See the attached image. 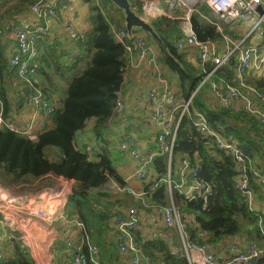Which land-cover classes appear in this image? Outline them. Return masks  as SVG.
<instances>
[{"label": "built area", "instance_id": "1", "mask_svg": "<svg viewBox=\"0 0 264 264\" xmlns=\"http://www.w3.org/2000/svg\"><path fill=\"white\" fill-rule=\"evenodd\" d=\"M56 1H60L66 14L76 3L87 0H39L31 6L29 13L44 21L57 19L59 12ZM133 9L138 11L139 8L134 6ZM141 9L151 19L166 17L178 21L180 36L176 41V47L180 51L186 48L195 49L197 64L204 69L205 76L185 99L174 96L167 88L153 90L147 94L151 119L158 129L155 150L142 152V138L139 134L133 131L124 134L119 144V151L134 162L135 168L124 178L123 185L113 186L114 192H124L136 201L142 199L146 195V185L156 179L155 170L158 157H164L167 166L166 175L150 189L155 191L160 185L164 187L167 204L162 209L151 208L148 211L135 206H121L118 214L110 221L111 229L117 234L118 249L121 253L129 255L131 264H165L163 261L153 260L144 249L145 243L163 239L173 253L183 256L188 264H260L264 259V217L259 220L262 238L257 242L247 243L243 236L238 235L232 238L230 243V240L228 241L225 249L219 251L211 249L202 242L206 240V233L201 231V226L194 216L179 211L181 203L178 197L182 196L187 203L197 202L205 211L215 195L214 188L201 176L200 166H192L188 158L180 159L173 166V152L181 121L184 116H188L198 134L206 140L214 141L217 149L233 160L236 170L235 190L240 194L250 212H260L262 203L258 199L256 186L264 190V167L257 168L233 136L224 135L222 129L211 128L205 114L199 110H192L191 107L194 97L203 92L208 85L223 108L236 110L234 108L237 106L240 110L257 118L264 128V92L246 84L245 80L248 74L264 76V49L259 44L264 28V0H146L142 3ZM202 9L209 11V18L201 15ZM259 9L262 13H259ZM195 15H201L218 31H222L223 25L238 27L240 24H248L249 31L242 40L234 41L225 38L227 48L220 52L215 42L200 40L194 29L193 17ZM68 23L70 27H73L72 21ZM112 32L115 39L124 45L128 53L124 78L129 67L159 66L156 52L145 37L130 36L126 29L120 28L115 23L112 24ZM48 33L47 24L22 26L17 20L0 28V36L7 34L15 40L16 51L10 56L9 66L22 81L21 98L34 109L29 120L19 123L18 117L13 120L12 117L4 119L1 107L0 128H7L34 141L40 134L36 129L37 117L43 118L45 130L51 129L52 115L61 108L59 98L48 100L32 82V78L37 74L36 61L41 55L39 39ZM232 61L235 63L238 86L215 82L214 75L219 70L227 68ZM207 65H211V70L205 71ZM115 96V118L122 120V127L130 129L135 123L127 114L122 91L116 92ZM135 109H142L139 102L136 103ZM124 116L127 120H124ZM82 153L94 159L100 156L102 149L95 135L84 145ZM32 177L31 175L16 176L15 182L18 180L16 185L58 186L59 191L56 197L58 200L63 194L72 193L74 186L79 185L76 181L53 175L36 177L37 181L31 180ZM43 179L45 182L42 181ZM134 181L141 183V191H136L131 187ZM44 197L45 205L41 206L34 197L15 195L0 186V213L3 216V227L20 225L14 216H18L19 221L23 218L27 223L32 218L47 224L64 219L58 214L60 204L54 206L48 196ZM147 214L153 221V227L145 229L148 234L141 237L138 242L135 234L140 231ZM65 221L70 228L77 229L81 233V238L77 242L69 240L66 243V247L70 249V256L63 264H99L97 258L100 251L92 243L85 224L75 217ZM23 226L25 230L28 227L26 224ZM84 248L88 251L87 256L82 253ZM1 260H3V254L0 247Z\"/></svg>", "mask_w": 264, "mask_h": 264}, {"label": "trees", "instance_id": "2", "mask_svg": "<svg viewBox=\"0 0 264 264\" xmlns=\"http://www.w3.org/2000/svg\"><path fill=\"white\" fill-rule=\"evenodd\" d=\"M38 1L0 0V28L28 12ZM133 1L141 7L146 0H132V4ZM88 2L93 28L84 40L79 39V54L71 56L70 52L60 49L58 43L46 44L42 49V56L36 61L37 74L32 78L33 84L48 100H56L58 96L60 99L61 108L52 115V128L41 132L36 141L7 128H0V171L12 173L14 176L53 175L76 181L88 188V193H83L78 188L74 190L84 201L72 194L66 206L68 216L85 224L92 243L100 251L97 258L99 264H128L122 258L127 254L119 251L110 235L109 223L118 214L121 206H138L144 211L165 207L167 201L164 187L160 185L155 191L150 188L166 175L167 166L165 158L158 157L156 179L146 185L145 197L148 205L141 201L134 202L127 195L125 196L129 199L126 197L124 200H113L109 193L101 189L109 179L123 185L105 131L109 122L115 119V93L124 89L123 73L128 64V53L112 32L113 23L125 29L123 12L111 0ZM112 10L121 15L118 20L110 15ZM201 15L209 18V11L202 9ZM201 15L193 17L194 29L200 40L220 42L221 35L216 27ZM151 26L162 41L159 44L147 34L148 44L157 45L160 49L159 62L178 73L188 89L187 93H192L205 72L202 68L186 63L185 55L177 49L176 40L180 36L178 21L159 17L151 21ZM259 44L264 49V28ZM4 57V51L0 47V74L5 70L10 76L11 72ZM209 70L211 65L205 67V71ZM248 75L245 78L246 84L264 92V76ZM213 80L219 84L237 87L235 63L232 61L227 68L219 70ZM7 86V82L0 78V110L2 107L4 119H11L13 103L7 98ZM191 109L204 113L211 128L222 129L224 135L233 136L257 168L264 167V128L257 118L242 110L212 106L205 90L194 97ZM92 119L96 120L94 135L102 149L100 156L94 160H90L87 154L74 147L76 134ZM183 158H188L192 166H200L201 176L213 185L215 192L205 211L197 202L187 203L182 196L178 197L181 203L179 211L194 216L201 231L206 233V240L202 242L219 251L225 249L228 241L235 236L245 234L250 240V233H244L249 225L254 228L256 237L260 240L262 235L259 220L264 217V190L256 186L257 193L262 195V205L260 212H250L234 188L236 170L233 160L218 150L214 141L206 140L198 134L188 116H184L177 132L173 166ZM42 181L45 182V179ZM138 232L135 234L136 238ZM257 239L250 242H257ZM137 240L140 242L139 238ZM144 249L153 260H160L165 264H188L183 256L175 255L163 239L145 243ZM82 253L87 256V249L84 248ZM0 264L35 263L29 250L17 241L15 256L1 260Z\"/></svg>", "mask_w": 264, "mask_h": 264}, {"label": "crops", "instance_id": "3", "mask_svg": "<svg viewBox=\"0 0 264 264\" xmlns=\"http://www.w3.org/2000/svg\"><path fill=\"white\" fill-rule=\"evenodd\" d=\"M130 2L132 4V0H130ZM132 6L133 7L137 6L134 4V1ZM56 7L59 12V16L57 19H49L48 21H44L38 19L37 17L29 13V11L24 12L22 15L16 18L18 24L22 26H32L38 23L42 25L47 24L49 28V33L48 35H45L39 39L41 55L38 57V59H40V57L42 56L43 54L42 49H44L46 44H54V43H58L60 49L70 52L71 56H77L79 54L78 53L79 49L77 47V43H79V39L84 40L86 38V34L92 31L93 26L90 22V3L88 2V0L86 2L76 3L71 9L68 10L66 14H65V9H63L60 1H56ZM138 8L139 9L136 12L145 21L150 23L152 20H154L152 19L151 21H148V19L150 18L143 13L141 7ZM165 9H167V7H165ZM110 15L117 20L121 16L118 12L114 10L110 12ZM69 21H72L73 27L69 26L68 23ZM216 31L221 35L220 37L221 40L220 42L218 43L215 42V43L218 45L220 52H222L226 50L228 45L225 38H230L234 41L242 40L244 37H246L249 31V25L240 24L238 25V27H232V26L229 27L223 25L222 31H218L217 29ZM134 33L138 36H143L148 40L147 33L142 31L141 29L135 30ZM151 46L156 52V57L159 66L151 67L147 65H141L137 68L129 67L127 69L125 76V81H124L125 84L122 93L125 100V107L127 114L129 118L134 121L135 124L133 125L132 128L128 129L122 127L121 119L115 118L114 120L109 122V124L107 125V129L105 131V137L107 141L110 143L112 154L116 153L119 156L117 171L122 182L124 178L128 176L131 172H133L135 168L134 162L128 159L125 155H123L119 151V144L123 140L124 134H127L130 131H133L134 133H138L140 138H142L141 150L144 153H147L149 150H155L157 147L156 134L158 129L154 121L151 119V113L147 105V98H146L147 94L153 90H162L164 88H167L174 96L179 97L180 99H185L191 94V93H187L188 89L187 87L184 86L183 81L181 80L179 74L169 69L164 63L159 62V58H160L159 47L153 44H151ZM0 47L3 49L5 54V57L3 59H5L6 61V66L8 70L11 72L10 76H8L5 73V70H3L0 74V78L2 80H5L8 84L7 98L13 103V110L11 112L12 120L18 117L19 123L22 121H27L31 118V114L33 113L34 109L28 104H26L25 101L21 98L20 93L23 88L22 81L19 78V76L16 74V72L12 71L9 66L10 56L14 54L16 51L15 40L9 37V35L4 34L3 36H0ZM194 50L195 49L193 48H186L183 51L179 50V52L185 55L184 61L186 63L200 69L202 67H200L197 64ZM3 64L4 62L1 63L2 66ZM209 89L210 88L207 85V87H205L204 90L207 93V96L210 97V104L212 106L221 107V104L215 98V96L210 91L209 92L207 91ZM211 96L214 97V100L211 98ZM57 98H59V96ZM137 102L141 104L142 106L141 110L135 109ZM234 109H236L234 111H240L239 107L237 106ZM42 120H43L42 117H37L36 129L38 130V133H41L43 130H45L44 129L45 125L43 124ZM124 120H127L125 116H124ZM95 126H96L95 119L88 120L86 122L85 128L76 134L74 140V146L76 150L80 152L83 151L84 145L88 143L91 137L94 135ZM121 155L124 156L123 159L121 158ZM89 159L94 160V158L91 157ZM15 177L16 176H14L12 173L0 171V186L8 189L10 192H12L15 195H28L34 197L36 202L39 203L41 206L45 205L46 199L44 196H48L51 199L52 204L54 206H57L60 203L59 200L56 198L58 196L57 192L59 191L57 187L37 186V185L18 186L16 185V182H18V180H16L15 182ZM113 182L115 183L114 180ZM114 185H117V183ZM77 187L82 192L83 190H86V193H88V189L83 187L82 185L79 184L77 185ZM131 187L136 191H141L142 189L141 183L137 181L132 182ZM101 189L106 191V184L103 187H101ZM120 194L121 196H116L115 198L121 199L123 197L129 196L124 192H121L116 195H120ZM129 197L131 198L130 200H133L134 202L141 201L142 203H144L142 201L143 198L136 201L131 196ZM258 199L262 203V195L260 192L258 193ZM66 202L68 203V200H66ZM64 204H61L60 207L64 206L65 209L61 208V211L58 210V214L60 216H63L64 219H58L56 221L57 225L56 224L54 225L53 223L47 224L37 219L41 224H45L47 226V230L49 234H54V237L56 236V238H52L50 243L48 241V252H44L43 254H40L39 252L35 251V249H29L30 255L35 264H63L65 262V259H67L70 256V249L66 247V243L69 240H74L77 242L81 238V233L77 229L70 228L69 225L66 223L65 220L70 217L68 216V208L65 207L67 205ZM2 218L3 216L0 213V247H1V253L3 254V259L6 260L9 258H13L15 256V244L17 243V241L21 242L24 238L21 235V233L17 232L18 230H15L13 228L3 227ZM30 221L28 223H30ZM152 227H153V221L151 217L147 214L143 221V225L140 229L141 233H139L140 231L138 232L137 239L138 238L141 239V237H145L148 234V231L145 229H150ZM109 229L111 230L110 235L113 238V241L115 242V244H117V234L111 229L110 223H109ZM248 232L250 233L249 236L250 240H248V237L245 234L241 235L246 239L247 243L253 241L254 239L255 240L257 239L255 230L251 225L247 226L244 233L247 234ZM231 241L232 239L229 241V243ZM23 245L25 246V244ZM48 253H50V255ZM122 258H124V261L123 260L121 261L125 262L126 259V263L128 262V264H131V259L129 255L127 256L123 255ZM262 262L264 264L263 260Z\"/></svg>", "mask_w": 264, "mask_h": 264}, {"label": "rangeland", "instance_id": "4", "mask_svg": "<svg viewBox=\"0 0 264 264\" xmlns=\"http://www.w3.org/2000/svg\"><path fill=\"white\" fill-rule=\"evenodd\" d=\"M150 18V17H149ZM152 19H148V21H151ZM208 92L210 91L207 90ZM211 92V91H210ZM212 93V92H211ZM211 98L214 100V97L211 96ZM114 150V149H113ZM114 159L116 161V165L119 163L118 161V155L116 153H113ZM124 156L121 155V158L123 159ZM48 176V175H45ZM38 178L36 177H32L31 180L37 181ZM42 183V182H41ZM114 183L113 180H108L106 183V191L107 193H109L113 200L117 199L115 198L116 196H121L120 195H116L119 193H115L114 192ZM53 187V186H52ZM58 188V186H57ZM77 188V186H74L72 193H66L61 195L60 199H59V204H64L67 205L66 200H68V198L74 194V190ZM59 190V188H58ZM58 193V192H57ZM83 193H86V190H83ZM115 193V194H114ZM127 199L126 197H123L119 200H124ZM146 205L149 204V202L147 201L146 197H143L142 200ZM66 207V206H65ZM61 208H64V206H61L58 210L61 211ZM65 209V208H64ZM63 210V209H62ZM18 216H14V219L20 224V225H13L12 227H8V228H13L15 230H18V233H21V235L23 236V240L21 241L22 244H25V247L29 250V249H35V251L39 252L40 254H43L44 252H48V241L49 243L51 242L52 238H56V236L54 237V234H49L48 230H47V226L45 224H41L37 219H31L30 223H27L23 218L20 219V221L18 220ZM23 224L29 225L27 227V229L25 230ZM54 225H57L56 223H53ZM22 229H21V227ZM51 230V229H50ZM19 236V235H18ZM50 236V237H49ZM90 237V236H89ZM91 239V238H90ZM29 245V246H28ZM50 255V253H48Z\"/></svg>", "mask_w": 264, "mask_h": 264}, {"label": "water", "instance_id": "5", "mask_svg": "<svg viewBox=\"0 0 264 264\" xmlns=\"http://www.w3.org/2000/svg\"><path fill=\"white\" fill-rule=\"evenodd\" d=\"M112 3L119 8L124 14L125 20V29L130 36H133L134 31L141 29L155 39L159 44H162L161 39L154 32V29L151 26V22L145 21L140 15L133 9V6L130 0H111ZM259 13H262V10L259 9ZM74 196L78 197L79 200L84 201V199L78 194L74 193ZM221 262V260H219Z\"/></svg>", "mask_w": 264, "mask_h": 264}]
</instances>
